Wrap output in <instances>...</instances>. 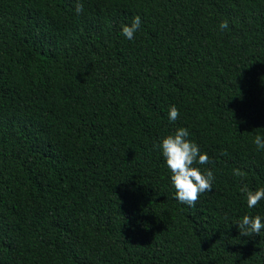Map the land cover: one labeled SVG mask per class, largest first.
Listing matches in <instances>:
<instances>
[{
	"label": "trees",
	"instance_id": "trees-1",
	"mask_svg": "<svg viewBox=\"0 0 264 264\" xmlns=\"http://www.w3.org/2000/svg\"><path fill=\"white\" fill-rule=\"evenodd\" d=\"M79 2L0 0V264H264L236 226L264 223V0ZM180 127L215 177L194 206L158 147Z\"/></svg>",
	"mask_w": 264,
	"mask_h": 264
},
{
	"label": "clouds",
	"instance_id": "clouds-1",
	"mask_svg": "<svg viewBox=\"0 0 264 264\" xmlns=\"http://www.w3.org/2000/svg\"><path fill=\"white\" fill-rule=\"evenodd\" d=\"M83 10V4L77 0L76 14H81ZM140 26L141 18L137 15L130 25L122 26V35L128 40H132ZM219 27L221 30H226L228 22L222 21ZM168 116L171 122H175L179 118L178 109L171 106ZM189 135L187 128H177L173 134L164 137L158 147L171 172L170 179L175 188V198L183 204L194 206L202 193L212 190L215 177L210 169H205L202 172L194 166L196 164H208L210 160L207 154L201 153L199 146L189 139ZM253 142L258 150H264V138L261 135H256ZM233 175L243 179L245 173L237 168L233 169ZM240 192L244 195L249 209L256 207L261 200H264V187L253 191L249 189L247 184H244L240 188ZM236 226L240 235L245 237L253 234L259 235L264 229V223H262L259 215L254 217L245 215Z\"/></svg>",
	"mask_w": 264,
	"mask_h": 264
}]
</instances>
